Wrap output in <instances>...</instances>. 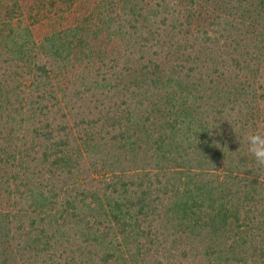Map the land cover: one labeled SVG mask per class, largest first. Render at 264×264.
<instances>
[{"label":"trees","instance_id":"1","mask_svg":"<svg viewBox=\"0 0 264 264\" xmlns=\"http://www.w3.org/2000/svg\"><path fill=\"white\" fill-rule=\"evenodd\" d=\"M175 1L0 0V264H264V0Z\"/></svg>","mask_w":264,"mask_h":264},{"label":"clouds","instance_id":"2","mask_svg":"<svg viewBox=\"0 0 264 264\" xmlns=\"http://www.w3.org/2000/svg\"><path fill=\"white\" fill-rule=\"evenodd\" d=\"M215 126L209 127V134ZM247 152L251 154L258 165L264 166V130L256 131L246 136Z\"/></svg>","mask_w":264,"mask_h":264},{"label":"rangeland","instance_id":"3","mask_svg":"<svg viewBox=\"0 0 264 264\" xmlns=\"http://www.w3.org/2000/svg\"><path fill=\"white\" fill-rule=\"evenodd\" d=\"M144 3L146 5L147 11H149L151 13V15L155 16V13H157V15L155 17V18H157L156 20H159L160 18L167 15V13L171 10V8L169 7V4L172 5L171 7L176 5V7L178 8V6H179V1H175V0H144ZM197 3L200 4V1L197 0ZM166 11H168V12H166Z\"/></svg>","mask_w":264,"mask_h":264}]
</instances>
